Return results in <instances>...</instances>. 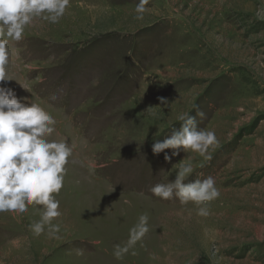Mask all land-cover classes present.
<instances>
[{"label":"rangeland","instance_id":"1","mask_svg":"<svg viewBox=\"0 0 264 264\" xmlns=\"http://www.w3.org/2000/svg\"><path fill=\"white\" fill-rule=\"evenodd\" d=\"M138 3L70 0L9 41L3 86L54 117L47 139L72 156L57 236L31 231L43 206L0 213V264H264V0H149L136 20ZM197 111L210 159L152 152ZM187 163L185 183L211 176L220 192L207 216L151 192ZM143 214L148 232L117 259Z\"/></svg>","mask_w":264,"mask_h":264},{"label":"clouds","instance_id":"2","mask_svg":"<svg viewBox=\"0 0 264 264\" xmlns=\"http://www.w3.org/2000/svg\"><path fill=\"white\" fill-rule=\"evenodd\" d=\"M149 0H139L135 6V19L143 20L150 12L146 7ZM70 0H0V213L17 212L24 214L29 205L43 206L41 219L30 228L35 236L47 229V235L55 238L60 225L53 221L60 217L59 201L56 199L64 186L67 174L66 165L72 156V148L67 140L47 139L55 132L56 120L37 103L26 104L25 98L17 97L12 88L3 86L11 81L7 73L9 64V41H20L25 30L37 18L51 24L59 23ZM161 105L167 104L160 98ZM155 117L157 113L150 112ZM204 112L197 111L193 116L181 114L179 130H174L168 138L152 144V152L159 154L172 149L171 156L165 154L166 161L190 150L210 159L206 154L211 146L218 144L214 130H199L197 117ZM193 172L191 163L181 164L175 180L167 184H156L151 188L154 196L163 200L177 197L181 204L194 203L196 214L209 215L208 203L220 196L214 179L184 181ZM148 215L139 217L138 223L130 229L126 246H116L114 256L121 259L129 248L134 246L148 232Z\"/></svg>","mask_w":264,"mask_h":264},{"label":"trees","instance_id":"3","mask_svg":"<svg viewBox=\"0 0 264 264\" xmlns=\"http://www.w3.org/2000/svg\"><path fill=\"white\" fill-rule=\"evenodd\" d=\"M103 36H101L100 38H102Z\"/></svg>","mask_w":264,"mask_h":264}]
</instances>
